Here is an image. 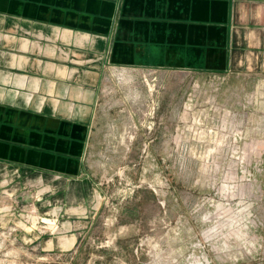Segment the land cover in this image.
Returning <instances> with one entry per match:
<instances>
[{
  "label": "rangeland",
  "instance_id": "rangeland-1",
  "mask_svg": "<svg viewBox=\"0 0 264 264\" xmlns=\"http://www.w3.org/2000/svg\"><path fill=\"white\" fill-rule=\"evenodd\" d=\"M261 79L109 66L82 178L0 170V264H264Z\"/></svg>",
  "mask_w": 264,
  "mask_h": 264
},
{
  "label": "crops",
  "instance_id": "crops-1",
  "mask_svg": "<svg viewBox=\"0 0 264 264\" xmlns=\"http://www.w3.org/2000/svg\"><path fill=\"white\" fill-rule=\"evenodd\" d=\"M109 66L264 85V0H0V170L82 178Z\"/></svg>",
  "mask_w": 264,
  "mask_h": 264
}]
</instances>
